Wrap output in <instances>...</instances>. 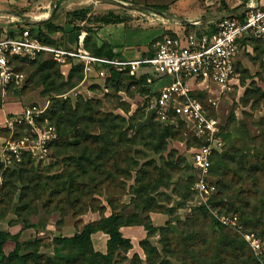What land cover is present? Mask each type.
I'll use <instances>...</instances> for the list:
<instances>
[{
	"label": "rangeland",
	"instance_id": "1",
	"mask_svg": "<svg viewBox=\"0 0 264 264\" xmlns=\"http://www.w3.org/2000/svg\"><path fill=\"white\" fill-rule=\"evenodd\" d=\"M234 1L211 0L208 11L226 12ZM193 2L182 0L185 6ZM171 6H162L164 10H161L169 13ZM111 7L124 13L128 21L125 28L157 33L150 43L129 48L137 54L155 51L166 33L176 28L182 30L179 27L183 24L152 11ZM49 60H53L49 54L37 59L14 60L12 67L23 76L17 85L5 87L6 92L23 107L36 103L46 111L56 99L61 103L71 101L75 107L83 97L110 116H124L126 120L122 124L132 140L129 156L133 162L130 177L124 178L116 168L112 151L113 155L106 154L97 161L107 163L101 168L108 169L111 176L103 180L105 174L94 172L95 180H90L84 174L78 176L81 171L77 160L82 157L83 143L60 152L55 144L57 138L44 161L29 154H24L19 161L14 157L4 161L0 155V230L18 233L25 224L32 225L19 234L21 253L38 248L44 256L41 263L46 264L45 257L57 254L55 237L73 235L86 223L115 212L129 223L121 230L132 239V247L115 251L112 264H243L235 258L236 252L241 254V259L253 253L264 264V52L257 40L246 41L241 47L238 74L229 88L221 91L212 84L196 90L209 110L220 117L224 139L223 148L212 162L210 182L215 190L207 197L191 188L196 172L191 147L196 144L195 138L183 126L173 127L146 118L147 92L138 78L123 72L100 76L89 70L90 77L83 81V63L72 59L68 65L55 62L46 70L52 72L51 77L44 79L47 72L40 66ZM165 81L169 82L170 78ZM72 84L76 85L70 88ZM140 123L144 124L140 126ZM93 131L100 129L96 126ZM224 154L225 164L221 166ZM172 161L178 164L176 169L171 168ZM72 179L75 188L69 193ZM69 194L71 198L81 196L75 209L67 202ZM202 209L211 213L212 220L224 229L215 228ZM235 215L236 224L221 221L223 216ZM149 221L157 230L148 236L142 223ZM242 231L253 232L261 238L262 252L254 251L245 243ZM108 237L103 231L93 233L94 249L106 252ZM146 237L156 250L141 246L140 241ZM227 238L237 241L234 243L239 248L234 250L232 245L228 246ZM16 245L14 239H8L5 254ZM61 252L66 255L70 250L61 246Z\"/></svg>",
	"mask_w": 264,
	"mask_h": 264
},
{
	"label": "built area",
	"instance_id": "2",
	"mask_svg": "<svg viewBox=\"0 0 264 264\" xmlns=\"http://www.w3.org/2000/svg\"><path fill=\"white\" fill-rule=\"evenodd\" d=\"M248 4L254 7L243 13L193 28L184 25L181 31L166 33L153 54L134 58L98 56L82 46L66 48L48 44L25 24L0 38V86L5 88L20 82L23 74L12 67L16 57L33 59L43 53L52 54L62 65L72 59L81 61L85 74L91 70L106 76L113 67L136 78L146 75L144 84L150 87L146 94L147 115L173 127L185 124L186 130L198 140L191 146L196 171L191 188L207 197L215 190L210 182L211 166L213 157L224 146V139L220 117L209 110L196 90L212 84L221 91L229 88L238 74L239 53L246 41L257 40L264 52V3L248 0L245 5ZM166 78L170 81H165ZM44 111V107L33 103L7 117L0 126L2 160L10 161L14 157L19 161L24 154L38 161L49 157L58 132L54 124L42 121ZM23 128L25 132L21 131ZM237 218L223 216L221 221L236 224ZM242 235L254 251L262 252L260 237L249 231H242Z\"/></svg>",
	"mask_w": 264,
	"mask_h": 264
},
{
	"label": "trees",
	"instance_id": "3",
	"mask_svg": "<svg viewBox=\"0 0 264 264\" xmlns=\"http://www.w3.org/2000/svg\"><path fill=\"white\" fill-rule=\"evenodd\" d=\"M60 1L61 0H59L57 4H59ZM247 1L248 0H242L241 6L245 5ZM153 6L159 9H163L162 6ZM70 15L77 18H86L87 9H74L70 11ZM94 20L102 24L122 23L126 20V17L121 13L110 11L101 15H96L94 17ZM44 25L48 28L49 31H52L59 27L52 20L46 22ZM185 25L189 28L195 27L194 25ZM29 26L31 27V30L37 33V36L44 42L48 44H54V40L49 36V33L47 31L42 29V25ZM13 33L14 31L8 32V34ZM90 53L106 57L116 56L111 48H107L104 45L98 48L94 47L90 51ZM153 53L154 51L151 52V54ZM45 54L49 53L40 54L33 59H37ZM49 55L53 59L52 54ZM16 59L25 60L29 58L16 57ZM55 62L57 61L54 59L45 61L41 64L40 69L44 72H47L46 70H50ZM118 72L119 71L115 70V68L110 67L108 75L116 76ZM51 75V71L47 72L44 79L51 77ZM145 78L146 75H142L138 79L142 82L146 92H149L150 87H147L144 84L146 80ZM75 85L76 84H72L70 88L74 87ZM146 118L149 120L154 119L151 114H148ZM44 120H48L50 123L56 126L58 139L55 144L60 148V152L66 150L73 144H84L82 157L77 160V164L81 171L80 173H78V176L84 174L86 177L88 176L90 180H95V175L93 173L97 172V174H105L103 180L108 179L109 176H111L110 171L108 169L103 171L101 168V166H104L107 163H105L104 161H102V163H97V161L104 158L106 154L111 156L112 151H114V155H112L115 159L117 170L122 173V176L124 178L130 177V164L133 162V160L129 156L130 151L132 150V140L130 137H128L127 131L123 128L122 121L126 120L124 116H110V114L102 112L100 108H96V104L92 100H85L83 97H81L80 100L77 101L75 107H73L71 101L69 103L67 101H63V103H61L59 99H56L53 107L43 113L42 121ZM143 124L144 123H140V126H142ZM96 126H98L100 131H93ZM182 126L183 124L180 127ZM183 127L186 129L185 124ZM151 135L153 137L155 136L154 133H151ZM78 136L79 139H75ZM165 137L166 135H164L162 138ZM195 140L197 144L198 140L196 138ZM112 146H114L115 148L113 149ZM224 156L225 154L221 158V166L225 164V161L223 162ZM121 163L125 166H122ZM170 165L172 169H176L178 167V164L174 163L173 161L170 162ZM74 181V179L70 180V188L68 190L69 193L72 192V188H75ZM81 200L82 199L80 195H76L74 198H71L70 194L67 196V202L70 203L71 209H75L78 206V203L81 202ZM110 203H113L112 199H110ZM64 206L65 205H63V209L66 208ZM151 209L154 210V207H151ZM202 210L205 216L211 219L212 224L215 228L219 230L224 229V226L221 225L218 221L212 220L213 216L211 213H209L205 209ZM142 224L147 230L148 236L156 232L157 230L156 226L151 221ZM123 225H129V223L122 221L121 217L117 213L112 212L110 215L102 216L97 220H92L86 223L81 231L76 232L73 235L55 237L54 240L57 244V254L55 257H45L46 264H112L115 251H117L118 249H129L130 247H132V239L125 236L123 231L121 230V227ZM30 226L32 225L25 224L22 227L21 231L24 228H28ZM21 231H19L18 233H11L9 231L0 230V263H3L4 261H14L16 264H42L41 262L44 256L39 253L38 248L33 247L31 251L21 253V247L18 239ZM97 231H103L109 236L107 240L106 252L95 250L93 247L92 235ZM10 238L14 239L17 245L8 254H5L4 246ZM227 241L228 246L229 244L232 245L234 250L239 248L238 244L234 243L237 241H232L230 238ZM244 241L245 243H247L246 240ZM140 244L145 250L150 246L152 248H155V250L157 249L154 245L151 244L148 237L142 239L140 241ZM61 246L68 247L70 252L66 255H63L61 252ZM235 258L238 260V263H240L241 261L243 262V264H260V260L253 253H250L247 258L243 257V259H241V254L236 252ZM209 264L213 263L209 262Z\"/></svg>",
	"mask_w": 264,
	"mask_h": 264
},
{
	"label": "crops",
	"instance_id": "4",
	"mask_svg": "<svg viewBox=\"0 0 264 264\" xmlns=\"http://www.w3.org/2000/svg\"><path fill=\"white\" fill-rule=\"evenodd\" d=\"M122 1L129 2L130 0ZM133 1L151 6L161 5L168 8L172 5L169 9L172 14L185 17L191 21L200 20L206 15L217 14L216 12L208 11L211 0H204L203 2L201 0H194L193 4L190 3L188 6H185L182 0H168L165 3L152 2V4L147 2L148 0H132L130 2ZM233 1L228 0L230 3ZM259 1L260 3H264V0ZM51 3L52 0H0V38L6 36L9 31L15 32L26 24L17 15L19 12L31 18L44 20L42 23L33 26L42 25V29L47 31L49 36L54 40L53 45L66 48H77L82 46L89 52L94 47L98 48L104 45L107 48H111L113 53L117 56L132 58L151 54L152 52L148 50L143 51L141 54H137L133 49L129 48L135 46L141 47L142 45L150 43L157 33L152 31L147 32L146 30L138 32L134 29L125 28L124 26L128 22L127 19L122 23L110 24H102L94 20L96 15H101L110 11L124 15V13L111 7L120 5L100 0H61L59 4L56 3V9L53 11ZM241 4L242 0L234 1V4L230 5L228 11H233L239 7L245 6H241ZM194 6H197V8L194 9ZM78 8L87 9L86 18H77L70 15V11ZM50 20L59 27L49 31L44 24ZM181 24H183L181 26H184V23ZM175 30H177V28ZM64 65H68V63ZM89 75L88 73L85 74L83 81L89 78ZM22 110L23 105L21 102L16 98H12L6 92L5 88L0 86V126H3L7 117L14 113H19ZM2 141L3 138L0 135V144Z\"/></svg>",
	"mask_w": 264,
	"mask_h": 264
},
{
	"label": "water",
	"instance_id": "5",
	"mask_svg": "<svg viewBox=\"0 0 264 264\" xmlns=\"http://www.w3.org/2000/svg\"><path fill=\"white\" fill-rule=\"evenodd\" d=\"M58 0H52V8H53V11H55L56 9V3H57ZM100 1H105V2H108V3H112V4H115V5H120V6H123V7H126V8H129V9H137V10H148V11H152V12H155L157 14H159L160 16L168 19V20H173V21H177L179 23H184V24H187V25H197V24H205V23H208V22H211V21H217L219 19H222L224 17H228L230 15H235V14H238V13H243L251 8L254 7V5L252 4H248V5H245L243 7H239L233 11H226V12H222V13H217V14H211V15H206L204 17H202L200 20H196V21H191L185 17H182V16H179V15H176V14H172V13H168V12H165L161 9H158L156 7H153L151 5H147V4H142V3H132V2H125V1H122V0H100ZM254 3H259V0H254ZM17 15L27 24V25H35V24H39V23H42L44 20H41V19H36V18H31V17H28L26 15H23L21 13H17Z\"/></svg>",
	"mask_w": 264,
	"mask_h": 264
}]
</instances>
